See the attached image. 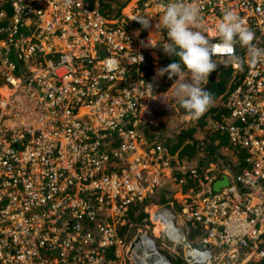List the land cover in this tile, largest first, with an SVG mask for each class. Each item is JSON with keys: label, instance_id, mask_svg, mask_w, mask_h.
I'll use <instances>...</instances> for the list:
<instances>
[{"label": "built area", "instance_id": "built-area-1", "mask_svg": "<svg viewBox=\"0 0 264 264\" xmlns=\"http://www.w3.org/2000/svg\"><path fill=\"white\" fill-rule=\"evenodd\" d=\"M160 2L130 0L109 18L84 0H12L10 16L0 0V264L264 261V62L245 63L221 95L223 119H207L245 166L231 175L222 161L212 174L214 162L199 171L181 161L142 131L149 107L179 104L169 88L150 89L141 67L156 71L167 39ZM186 2L213 43L230 9L264 48V0ZM187 173L196 183L184 194ZM223 174L228 184L214 191ZM166 187L177 189V208L158 204ZM141 203L146 223L132 231L128 210Z\"/></svg>", "mask_w": 264, "mask_h": 264}, {"label": "clouds", "instance_id": "clouds-1", "mask_svg": "<svg viewBox=\"0 0 264 264\" xmlns=\"http://www.w3.org/2000/svg\"><path fill=\"white\" fill-rule=\"evenodd\" d=\"M71 4L72 0H64L65 7ZM159 7L163 12L157 26L167 34L159 47L173 60L165 67H160L159 63L153 79L165 74L169 80L175 77L169 90L189 119H199L214 102L211 93L205 90L209 75L219 66L213 56L223 54L225 66L242 70L245 63L255 66L264 62V48L253 43L256 39L254 31L233 10H224L215 26V37L219 42L213 43L205 34L201 10L196 4L186 0H167L166 3L161 0ZM237 45L247 49L246 60L236 54ZM138 57L141 63L143 57ZM147 85L154 89L151 83ZM151 98L157 97L153 93Z\"/></svg>", "mask_w": 264, "mask_h": 264}, {"label": "trees", "instance_id": "trees-1", "mask_svg": "<svg viewBox=\"0 0 264 264\" xmlns=\"http://www.w3.org/2000/svg\"><path fill=\"white\" fill-rule=\"evenodd\" d=\"M11 1L12 0H3L7 13L10 16L12 14V8L10 5ZM128 1L129 0H84V2L89 7H92L95 3H98L99 10L109 18L118 16ZM242 50L243 48L241 47L238 53ZM158 58L160 67L167 66L173 60V58L166 55L163 50L159 51ZM224 59L225 57L221 59L222 63L218 64L219 66L217 70L209 75L214 77V80L211 81L210 88L208 90L211 93L214 102L199 119H189L184 121V119H181V117L180 121H175L174 124L166 121L161 124V127H157L153 125L152 122L147 121L142 127V131L146 137L164 144L172 154L178 151V157L181 161L192 163L197 165V167L199 166V171L208 161L213 162L220 159L223 162H232L228 161V158L223 156V150L227 149L229 145L227 135L217 129L211 130L210 128H205L208 118L212 117L213 119L218 120L223 119V116L227 110L222 109L223 113H221V111L219 114L216 111L218 109L221 95L224 94V91L228 88L229 84V88H232L237 83H239L243 75V69H233V66L230 65L225 66ZM141 67L145 71L147 79L156 90H167L176 79L173 77L172 80H169L167 74H165V76L154 80L153 64L149 62L146 63V65H141ZM180 109V115L187 114L183 108L180 107ZM159 129L162 131L161 136L157 132ZM201 152L203 153L202 156ZM188 174L189 173L185 175H179V177L185 176L186 180L188 181V183L182 188L184 194L187 192L189 193V187L194 186L196 183V178L190 177ZM176 190V188L170 189L169 187L159 190L158 195L156 196L158 204L171 205L172 203V206L177 208V200L174 197ZM143 206L144 203L137 204L131 206V208L128 210V217L130 218L129 224H131L130 228L132 231H134L136 227L143 226L146 223L145 218L147 217V213L143 211ZM178 262L180 261H176V264ZM260 264H264V261L260 262Z\"/></svg>", "mask_w": 264, "mask_h": 264}, {"label": "rangeland", "instance_id": "rangeland-1", "mask_svg": "<svg viewBox=\"0 0 264 264\" xmlns=\"http://www.w3.org/2000/svg\"><path fill=\"white\" fill-rule=\"evenodd\" d=\"M125 10H123V11H125ZM220 58H223V57H220ZM213 59L217 62V64L222 63V60L219 58H213ZM166 92H168L169 95L172 94V91L169 89ZM173 103L174 102L171 101V103L169 105H164L163 107L158 108V109H152L151 107H149L148 112L152 116H154L151 118L150 122H152L153 125H155L157 127H161V124L166 122V121L174 124L175 121H180L181 117H182L181 119H184V117L187 116V114L186 115H180L175 110V109H179L180 105L177 104L176 105L177 107L174 108ZM186 118L189 119L188 116ZM186 120H184V121H186ZM205 128L206 129L210 128L211 130H215V128L207 127V123L205 124ZM157 132L160 134V136L162 135V131L160 129ZM223 151H224L223 156L228 158V161L233 162V167L231 168V170L227 169V171L230 172L231 175H234V173L236 171L242 169L245 166L243 163V160H242L244 154H243V152H241V150H239V149H237V148H235L229 144L227 149H224ZM202 155H203V153L201 152V156ZM213 162L216 163V167H215L212 174H217L220 171V169H222L223 171L226 170L225 167L222 166V164H223L222 160L218 159L217 161H213ZM176 197L178 200H180L179 194H177ZM177 223L182 228H184L185 225H184L182 218L180 216H179V219L177 220ZM177 264H183V263L178 262ZM257 264H259V263H257Z\"/></svg>", "mask_w": 264, "mask_h": 264}, {"label": "water", "instance_id": "water-1", "mask_svg": "<svg viewBox=\"0 0 264 264\" xmlns=\"http://www.w3.org/2000/svg\"><path fill=\"white\" fill-rule=\"evenodd\" d=\"M213 80H214V77L212 75L209 76V81H208L207 85L205 86V90H209L211 81H213ZM228 180H229L228 175L227 174H223L221 179L215 181V183L213 184L212 189L214 191L220 190L221 187H223V186L228 184Z\"/></svg>", "mask_w": 264, "mask_h": 264}, {"label": "crops", "instance_id": "crops-1", "mask_svg": "<svg viewBox=\"0 0 264 264\" xmlns=\"http://www.w3.org/2000/svg\"><path fill=\"white\" fill-rule=\"evenodd\" d=\"M1 9V8H0ZM125 10V9H124Z\"/></svg>", "mask_w": 264, "mask_h": 264}]
</instances>
